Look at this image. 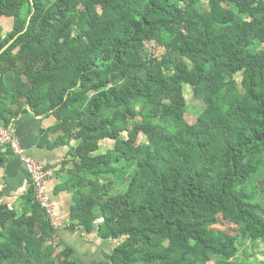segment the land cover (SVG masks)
I'll use <instances>...</instances> for the list:
<instances>
[{"label":"trees","instance_id":"obj_1","mask_svg":"<svg viewBox=\"0 0 264 264\" xmlns=\"http://www.w3.org/2000/svg\"><path fill=\"white\" fill-rule=\"evenodd\" d=\"M3 17L0 120L54 118L69 228L116 241L87 264H233L264 241V0H0ZM20 198L0 192V264H85Z\"/></svg>","mask_w":264,"mask_h":264},{"label":"crops","instance_id":"obj_2","mask_svg":"<svg viewBox=\"0 0 264 264\" xmlns=\"http://www.w3.org/2000/svg\"><path fill=\"white\" fill-rule=\"evenodd\" d=\"M0 124L3 122L0 120ZM15 135L23 155L30 156L41 163L48 174L45 180L46 191L53 203L55 213L60 216L63 224L56 228L60 247L70 246L74 249V255L84 263L101 260L112 249L113 240L104 241L96 236V231L87 232L81 227L69 228L71 220V208L73 205V190L70 182H67V171L71 168L64 161L70 159L67 156V145H54L56 134H43L54 125L52 116L35 115L31 111L20 113L12 120ZM0 147H3L0 144ZM110 148V147H107ZM101 145L99 148L100 152ZM22 155L14 153L11 149L6 155V161L0 167V192L2 200L9 207H19L21 195L26 191L24 183L27 170L21 159ZM67 185V186H66ZM93 239V240H92Z\"/></svg>","mask_w":264,"mask_h":264},{"label":"built area","instance_id":"obj_3","mask_svg":"<svg viewBox=\"0 0 264 264\" xmlns=\"http://www.w3.org/2000/svg\"><path fill=\"white\" fill-rule=\"evenodd\" d=\"M0 144L2 146L8 145L14 153L22 155L21 159L27 170V177L24 180L25 185L32 188L34 200L46 214L50 225L53 228L60 227L63 221L55 213L53 203L46 191L45 180L48 172L36 159L23 155V149L16 138L12 121L8 125L0 124Z\"/></svg>","mask_w":264,"mask_h":264},{"label":"rangeland","instance_id":"obj_4","mask_svg":"<svg viewBox=\"0 0 264 264\" xmlns=\"http://www.w3.org/2000/svg\"><path fill=\"white\" fill-rule=\"evenodd\" d=\"M0 23L3 25L5 31L10 30L11 18L3 17L0 20ZM261 46L264 47V43H262ZM147 51L152 52L155 55H160L161 52L163 51V48L150 42V43H147ZM186 94H187V101L189 104V109L187 113H185V118L191 121L195 117L196 109H201L203 107V103L199 99L193 98L192 92L189 89L186 90ZM194 107H196V109ZM100 145H101V150H104L107 147H112L113 140L104 139L100 142ZM112 243H113L112 246H114L116 241H113ZM263 260H264V241L245 240L240 244L237 254L232 259V263L233 264H260L261 261ZM85 264L87 263L85 262Z\"/></svg>","mask_w":264,"mask_h":264},{"label":"water","instance_id":"obj_5","mask_svg":"<svg viewBox=\"0 0 264 264\" xmlns=\"http://www.w3.org/2000/svg\"><path fill=\"white\" fill-rule=\"evenodd\" d=\"M26 28V27H25ZM18 34H16L8 43H6L1 49L0 54L9 46V44L17 37Z\"/></svg>","mask_w":264,"mask_h":264}]
</instances>
